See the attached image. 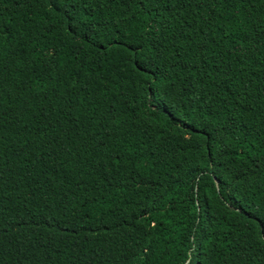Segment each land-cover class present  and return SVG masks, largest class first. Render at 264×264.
<instances>
[{"label":"trees","instance_id":"obj_1","mask_svg":"<svg viewBox=\"0 0 264 264\" xmlns=\"http://www.w3.org/2000/svg\"><path fill=\"white\" fill-rule=\"evenodd\" d=\"M0 264H264V0H0Z\"/></svg>","mask_w":264,"mask_h":264}]
</instances>
